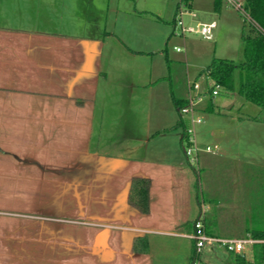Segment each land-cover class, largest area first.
<instances>
[{"label":"crops","instance_id":"obj_1","mask_svg":"<svg viewBox=\"0 0 264 264\" xmlns=\"http://www.w3.org/2000/svg\"><path fill=\"white\" fill-rule=\"evenodd\" d=\"M194 1L180 11L195 17ZM92 9L91 0H0V264H190V223L205 207L214 235L264 227L261 193L218 194L216 170L233 184L252 178L241 164L214 166L210 156L227 148L200 151L196 168L171 128L181 117L171 59L164 48L157 65L158 37L142 21L161 16L139 9L109 29ZM194 82L178 95L200 93L190 94ZM212 97L197 110L216 112ZM135 177L151 180L147 213L129 200ZM220 263L233 264L228 251Z\"/></svg>","mask_w":264,"mask_h":264},{"label":"rangeland","instance_id":"obj_2","mask_svg":"<svg viewBox=\"0 0 264 264\" xmlns=\"http://www.w3.org/2000/svg\"><path fill=\"white\" fill-rule=\"evenodd\" d=\"M221 1L220 10L216 11L214 9V0H195L193 11L196 16L190 15L188 11L181 8L182 11L177 16L176 24H172L170 21L173 19L177 0H91L92 8L97 9H92L89 14L91 16L94 15L93 17L97 18V20L108 23L109 29H115L116 23L122 17H127L128 13H132L135 10L146 9L160 15L161 20L148 14L146 15L147 18L145 16L142 17L145 18L142 21L149 23L151 32L154 29L158 37V49H155L154 61H156L157 65L161 64L163 54L160 55L159 52L166 48L172 63L175 92L184 96L186 94L187 78L192 80L195 78L200 87L195 90L192 88L190 94L200 91L201 101L197 105V108H200L207 104L211 95L210 88L214 85V81L211 78L206 79L203 74L199 75L201 69L214 57H226L236 62L243 58L241 32L243 24L249 18L246 13L238 10L237 7L228 3L227 0ZM200 19H205L206 21H200ZM180 20L185 26H196L198 23L215 21L217 27L213 30V38L207 39L193 32L181 33L178 25ZM60 28L63 29L65 27L62 26ZM102 28L104 29V26ZM177 48L180 49L178 50ZM212 96L217 111L210 112L198 109L194 114L195 118L200 117L202 119V124H195V136L198 147L205 149L207 146H213L215 142L222 144V146L227 148L228 154L221 159H214V156H210L214 166L221 164L223 167L227 164V166L236 167L241 164V167L244 168L243 171L249 174V177H252L245 185L241 181L233 184L225 177V170H216L219 175L217 182L221 191V193H218L219 196L224 201H229L235 197L239 199L241 195H246L247 199H253L261 193L264 198V120H262L264 110L257 104L246 100L238 92H228L220 88ZM172 107L176 110L174 105ZM233 115L238 117L240 123H233ZM183 117L186 120L188 119L187 115H183ZM179 131L182 132L181 127ZM192 163L198 168V161ZM216 171L214 172L216 173ZM255 173L262 175V180L258 181V184L257 179L253 176ZM200 176L202 186L200 185L199 187L198 184L197 188L201 198L203 195L208 200L210 189L205 181L206 174L201 172ZM262 183L263 185L261 186ZM237 203L238 206L241 204L240 202ZM224 207H226L224 210H227L230 204L224 202ZM239 225L230 223L228 228L237 230ZM251 253L250 247H248L246 252L248 259L251 258ZM226 254L227 250L222 247H206L201 253V258L196 259L195 264H221V258Z\"/></svg>","mask_w":264,"mask_h":264},{"label":"trees","instance_id":"obj_3","mask_svg":"<svg viewBox=\"0 0 264 264\" xmlns=\"http://www.w3.org/2000/svg\"><path fill=\"white\" fill-rule=\"evenodd\" d=\"M191 0H181L178 7L188 8ZM244 11L249 20L243 24L241 32L242 55L239 62L230 58L214 57L210 63L205 66L201 73L214 81V86L219 84L228 92H238L246 100L251 101L262 110H264V0H244ZM213 86V88H214ZM211 88L210 93L213 94ZM172 97L175 106L180 112L179 121L172 126V129L182 128V143L191 145L187 128L190 125V119H184L181 114V108L188 104V98L180 97L172 85ZM213 109V107H211ZM264 120V117L263 119ZM150 185L151 180L148 177H135L132 181L129 200L134 207L143 213L149 212L150 209ZM201 203V200H200ZM193 220L190 224L194 231ZM205 230L210 234H216L209 224V217L203 216ZM250 235L254 238L264 239V227L249 225L244 229V237ZM201 253L194 249L190 257V264H194ZM230 260L233 264H264V243H255L252 247L251 258L241 253L229 252Z\"/></svg>","mask_w":264,"mask_h":264},{"label":"built area","instance_id":"obj_4","mask_svg":"<svg viewBox=\"0 0 264 264\" xmlns=\"http://www.w3.org/2000/svg\"><path fill=\"white\" fill-rule=\"evenodd\" d=\"M228 3L238 8V10L244 11V1L242 0H227ZM181 13V12H180ZM181 33L193 32L202 35L204 38L212 39L213 38V30L217 26L215 21L213 22H204L198 23L196 26H185L183 22L180 20L178 22ZM180 48H178L179 50ZM200 84L198 82H194L192 84V88L199 89ZM222 88L219 84H216L212 90L213 93L218 92V90ZM189 102L187 105L181 108V114L187 115L191 120V125L187 128V132L189 133V141L192 143L191 145L185 146V153L188 159L191 162H195L198 160V153L202 150L207 152H215L219 148L218 144H214L213 146H207L205 149H201L196 144V136H195V124L201 123L202 119L200 117L195 118L194 114L197 110V105L201 101V96L199 93H196L193 96L188 98ZM207 207L202 209L200 216L194 222V231L188 234L195 243V248L198 253H201L206 247H222L228 252L241 253L246 255L248 247H253L255 243H264V239L254 238L250 235L244 237H225L210 234L205 230V223L203 221V216L205 215Z\"/></svg>","mask_w":264,"mask_h":264}]
</instances>
